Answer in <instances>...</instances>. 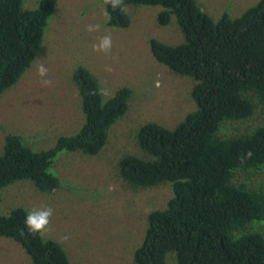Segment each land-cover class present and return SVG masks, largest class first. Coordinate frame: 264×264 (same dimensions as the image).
<instances>
[{
    "label": "trees",
    "instance_id": "obj_1",
    "mask_svg": "<svg viewBox=\"0 0 264 264\" xmlns=\"http://www.w3.org/2000/svg\"><path fill=\"white\" fill-rule=\"evenodd\" d=\"M0 0V96L14 87L38 57L57 0ZM104 3V0H102ZM127 6H160L159 24L175 18L185 41L169 46L151 41L156 61L180 77L194 80L197 110L174 130L156 123L138 135L141 156L127 154L121 176L134 187L169 185L165 210L149 216L135 264H264V0L237 19L218 24L196 0H124ZM105 5V3H104ZM108 26L127 28L126 8L105 5ZM85 123L55 148L34 152L19 136L6 138L0 155V191L31 181L52 192L59 179L51 173L61 152L98 155L111 128L125 116L131 90L119 89L107 102L98 79L80 67L74 74ZM27 210L0 215V238L17 242L34 264H70L55 241L30 234Z\"/></svg>",
    "mask_w": 264,
    "mask_h": 264
},
{
    "label": "rangeland",
    "instance_id": "obj_2",
    "mask_svg": "<svg viewBox=\"0 0 264 264\" xmlns=\"http://www.w3.org/2000/svg\"><path fill=\"white\" fill-rule=\"evenodd\" d=\"M40 53L18 84L0 96V155L6 138L19 136L34 152L55 148L61 138L77 134L85 123L83 102L74 74L88 69L110 96L122 88L131 90L128 110L111 128L108 142L96 156L61 152L51 173L59 179L52 192L43 193L31 181L16 182L0 191V215L13 209H53L50 231L45 238L60 245L70 264H135L134 257L144 242L149 216L165 210L172 198L169 185L134 187L121 176L120 161L144 155L138 145L140 129L149 123L174 130L197 110L192 97L194 80L180 77L158 63L151 41L169 46L184 43L175 18L159 24L160 6L126 7L131 23L127 28L108 26L102 0H57ZM261 0H196L215 24L225 16L237 19ZM39 0H26L34 10ZM99 24L98 32L86 26ZM110 34L111 52L93 51L99 37ZM48 69L50 86L41 84L39 63ZM110 66L113 71H105ZM160 86L156 87V81ZM141 153V154H140ZM66 238V239H65ZM0 264H34L12 239L0 238ZM175 264V254L168 258Z\"/></svg>",
    "mask_w": 264,
    "mask_h": 264
},
{
    "label": "clouds",
    "instance_id": "obj_3",
    "mask_svg": "<svg viewBox=\"0 0 264 264\" xmlns=\"http://www.w3.org/2000/svg\"><path fill=\"white\" fill-rule=\"evenodd\" d=\"M105 5L109 6L111 9H120L123 11L126 8L124 0H104ZM107 14V13H106ZM101 26L99 24H89L86 26V31L98 32L100 31ZM113 46L112 37L110 34L99 37V42L92 45L93 51L103 52L108 54L111 52ZM105 71L111 72L113 69L110 66H106ZM37 73L41 77V84L45 87L50 86L52 81L49 79H44L47 77L48 69L44 66L43 62L39 63L37 68ZM160 83L156 81V87H159ZM94 95L110 96L111 93L106 88H101L98 91L93 92ZM53 215V209L49 207L42 208L37 210L35 208L26 212L24 224L28 229L30 234H38L41 237L47 234L50 231V218ZM66 239V238H65Z\"/></svg>",
    "mask_w": 264,
    "mask_h": 264
}]
</instances>
